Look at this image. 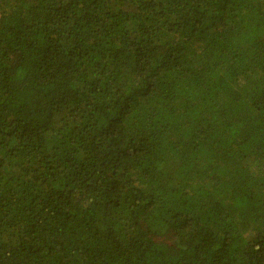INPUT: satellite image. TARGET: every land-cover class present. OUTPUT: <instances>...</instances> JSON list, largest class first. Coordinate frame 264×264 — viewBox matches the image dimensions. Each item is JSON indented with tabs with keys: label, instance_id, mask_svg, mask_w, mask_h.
Returning a JSON list of instances; mask_svg holds the SVG:
<instances>
[{
	"label": "trees",
	"instance_id": "obj_1",
	"mask_svg": "<svg viewBox=\"0 0 264 264\" xmlns=\"http://www.w3.org/2000/svg\"><path fill=\"white\" fill-rule=\"evenodd\" d=\"M0 264H264V0H0Z\"/></svg>",
	"mask_w": 264,
	"mask_h": 264
}]
</instances>
